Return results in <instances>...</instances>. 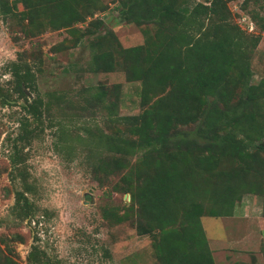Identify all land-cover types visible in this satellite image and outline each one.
Instances as JSON below:
<instances>
[{"label":"trees","instance_id":"trees-1","mask_svg":"<svg viewBox=\"0 0 264 264\" xmlns=\"http://www.w3.org/2000/svg\"><path fill=\"white\" fill-rule=\"evenodd\" d=\"M256 1L241 0L256 28L246 33L233 22L228 0H115L119 19L141 28L142 42L122 47L111 29L101 31L102 19L95 15L104 9L100 0H0V20L16 14L24 35L85 22L83 31L70 37L73 44L84 34L107 38L90 43V70L119 67L125 81L139 82L140 111L113 117L122 132L96 125L83 132L86 145L96 150L92 179L101 185L97 171L107 167L106 174L118 175L112 191L129 193L133 209L113 213L114 221L131 210L135 232L152 237L157 264H214L200 217L231 215L243 194L261 198L264 216V80L250 82V57L264 32V12L248 7ZM34 64L20 53L7 70L10 90L23 99L21 107L39 118L43 101L36 93ZM24 89L35 96L27 100ZM9 98L0 91V102ZM32 133L24 130L17 140L26 143ZM9 161L15 164L17 157ZM20 179L14 214L29 218L28 186ZM58 263L37 244L25 254L24 264ZM0 264L19 262L0 248ZM228 264L257 263L251 255Z\"/></svg>","mask_w":264,"mask_h":264},{"label":"rangeland","instance_id":"rangeland-1","mask_svg":"<svg viewBox=\"0 0 264 264\" xmlns=\"http://www.w3.org/2000/svg\"><path fill=\"white\" fill-rule=\"evenodd\" d=\"M100 2L104 9L95 15L102 19L101 31L111 29L122 47L142 42L141 28L119 19L115 0ZM227 7L233 22L243 31L256 32L241 0H228ZM248 7L264 12V0ZM19 10L21 6L17 5L15 12ZM16 18L15 14L6 22L0 20V91L10 94L8 102H0V240L6 244L0 243V248L19 264H24L31 244L39 245L58 264H157L152 237L135 232L131 210L114 221L113 213L119 216L133 209L129 207V193L112 191L118 175L106 174L110 170L107 167L97 171L101 185L92 179L96 150L86 145L88 136L83 132L84 128L93 130L94 125L122 132L113 117L140 111L139 82L125 81L119 67L111 72L90 70V43L99 37L98 42L103 44L107 38L84 34L73 44L70 37L83 31L85 22L30 36L19 32ZM30 52L36 57L34 61ZM20 53L29 64L35 63L31 68L36 93L43 101L39 118L30 116L21 107L23 99L10 90L7 64ZM250 66V82L264 80V32L252 51ZM24 91L27 100L36 94ZM100 91L104 94L95 98ZM110 105L112 109H106ZM24 130L33 132L26 143L17 140ZM12 155L17 157L15 164L9 161ZM22 176L28 186L24 195L32 209L29 218L14 214V193L22 190ZM241 202L252 205L244 217L238 212L241 217L237 226L229 227L227 216L200 217L214 264L248 261L251 255L257 264H264V223L257 222L261 218V198L243 194L235 205ZM225 239L227 244H223ZM233 239L241 242L231 246Z\"/></svg>","mask_w":264,"mask_h":264},{"label":"crops","instance_id":"crops-1","mask_svg":"<svg viewBox=\"0 0 264 264\" xmlns=\"http://www.w3.org/2000/svg\"><path fill=\"white\" fill-rule=\"evenodd\" d=\"M251 205H252V203H248V204H245V203H243V202H241V203H239L238 204V206L237 205H234V207H233V209H232V213H231V215H229V216H227L229 219L227 220V224L229 225V227L230 226H237V223L239 222V220H237L238 219V217H244L247 213H248V209L251 207ZM260 209H261V204H260ZM238 212L239 213H242V215L241 216H237V214H238ZM260 215H261V213H260ZM257 216V215H256ZM256 216L254 215H249V218H256ZM223 217H226V216H223ZM258 217H261V218H259V221H257L258 223H264V216H258ZM260 225H262V224H260ZM260 228V227H259ZM231 233V231H230V229H229V232H228V234H230ZM235 236H233V238H234ZM208 242V241H207ZM232 243H231V246H237V245H239V243L241 242L239 239L238 240H235V239H233V241H231ZM260 242H261V239H260ZM223 244H227L226 243V239L223 241ZM209 245V244H208ZM210 246V245H209ZM225 246H227V245H225ZM211 248V247H210ZM263 248H264V245H263ZM211 254H213V252H211ZM263 257V259H264V256H262Z\"/></svg>","mask_w":264,"mask_h":264}]
</instances>
